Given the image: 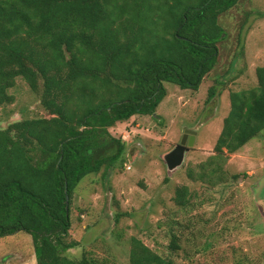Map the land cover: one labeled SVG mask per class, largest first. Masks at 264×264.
I'll use <instances>...</instances> for the list:
<instances>
[{"label":"trees","instance_id":"16d2710c","mask_svg":"<svg viewBox=\"0 0 264 264\" xmlns=\"http://www.w3.org/2000/svg\"><path fill=\"white\" fill-rule=\"evenodd\" d=\"M236 2L0 0V106L13 103L9 89L22 78L48 114L0 128V237L30 234L36 264H108L86 250L68 254L77 245L66 238L74 189L89 174L122 166L125 141L108 129L135 114L154 117L165 82L199 87L224 37L218 16ZM255 74V86L230 92L219 156L188 170L191 180L223 182V149L234 153L264 129V65ZM191 196L183 184L172 199L184 209ZM179 248L171 233L168 249ZM128 264L175 263L132 236Z\"/></svg>","mask_w":264,"mask_h":264},{"label":"rangeland","instance_id":"374dc122","mask_svg":"<svg viewBox=\"0 0 264 264\" xmlns=\"http://www.w3.org/2000/svg\"><path fill=\"white\" fill-rule=\"evenodd\" d=\"M217 20L224 37L217 62L199 87L165 82L166 95L154 117L135 114L108 129L125 141V161L76 185L66 238L77 245L68 254L86 250L108 264H128L129 239L136 236L175 264H264V129L234 153L223 149L225 174H218L223 182L209 186L187 174L219 156L214 146L230 109L229 94L255 86V68L264 65V0H237ZM9 93L14 101L0 106V128L48 116L22 78ZM186 129L195 132L193 145L182 164L169 170L164 155ZM183 184L192 196L181 209L172 198ZM171 233L180 246L175 252L168 249ZM0 264H36L31 235L18 231L0 237Z\"/></svg>","mask_w":264,"mask_h":264},{"label":"water","instance_id":"95a60500","mask_svg":"<svg viewBox=\"0 0 264 264\" xmlns=\"http://www.w3.org/2000/svg\"><path fill=\"white\" fill-rule=\"evenodd\" d=\"M195 132L192 130H184L182 139L175 147L164 155L166 166L169 170H172L180 166L184 160V153L193 145ZM68 201V195H66V202Z\"/></svg>","mask_w":264,"mask_h":264}]
</instances>
